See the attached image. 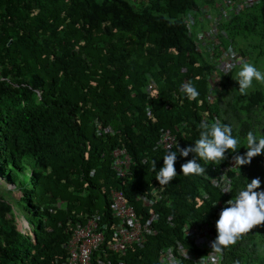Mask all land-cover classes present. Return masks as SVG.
Listing matches in <instances>:
<instances>
[{
	"label": "trees",
	"instance_id": "16d2710c",
	"mask_svg": "<svg viewBox=\"0 0 264 264\" xmlns=\"http://www.w3.org/2000/svg\"><path fill=\"white\" fill-rule=\"evenodd\" d=\"M216 5L218 0H0V175L21 193L16 199L14 190L0 185V264L61 263L68 225L95 211L110 228L116 223L111 190L122 192L136 213L145 210L137 196L161 198L154 208L161 213L157 235L125 258V264H157L158 251L171 241L165 237L168 215L176 223H216L229 196L247 181L260 178L264 190V154L242 167L233 160L246 154L248 131L264 135V116L255 118L260 134L247 116L249 103L263 104L264 95L235 94L234 110L227 111L219 110V98L209 103L199 97V104L180 92L191 81L206 93L210 74L220 76L224 94L239 88L235 74L205 73L204 55L223 50L226 37L232 44L242 42V56L264 57V0L238 1L230 19L219 18L213 37L205 34L207 42L197 51L185 33L186 15L192 18L190 28L203 32L213 26L206 13ZM150 80L159 97L151 102L145 92ZM214 116L231 126L240 140L238 152L217 163L200 161L205 177L183 175L181 164L189 158L178 155L177 176L160 186L153 161L159 171L167 153L152 151L159 130L179 132L183 126L179 147L193 146L201 122L210 124ZM95 119L112 133H103ZM118 148L132 160L124 179L110 168ZM226 166L233 167L227 173L229 195L219 184ZM13 206L32 227L35 242L17 230ZM263 237L264 226L242 234L226 248L225 264H264Z\"/></svg>",
	"mask_w": 264,
	"mask_h": 264
},
{
	"label": "clouds",
	"instance_id": "9594fccd",
	"mask_svg": "<svg viewBox=\"0 0 264 264\" xmlns=\"http://www.w3.org/2000/svg\"><path fill=\"white\" fill-rule=\"evenodd\" d=\"M238 1L242 0H218V5H216L213 9L207 10L206 13L209 15L208 18L213 21V26L209 30L203 28V32L200 30L198 31L191 29V15H186L187 24L185 33L187 36H191L194 39V44H196L197 51H200V49L205 46L207 42L205 39V34L213 37V30L215 27H217V25H219V18L224 17L228 20L230 19V16L232 15L230 14L231 8L236 5ZM234 34L239 36V33ZM223 46L224 49L220 52H213L209 56L204 55L203 59L206 63L204 68L205 73L212 71L213 69H217L219 71V75L223 77L235 74V81L238 83L239 88L237 89L234 85L230 95L229 93L224 94V89L217 80L220 79V76L217 79H213L211 78L210 74L208 80L211 84L206 93L198 91L191 81L183 83L180 87V92L189 101H195L197 99L199 104L202 103V100L199 99V97L205 96L209 103H213L215 102L216 98H219L221 102L219 110H224V108L227 107V111H230L234 110L233 103L237 101L234 96L235 94L238 96H246L250 95V92L252 91H257L264 95V90L257 89L258 86L264 87V57L259 55L242 56L239 53V50L243 48L242 42L238 44H232L227 37L226 43L223 44ZM202 53L201 55H203ZM195 80H199V77H196ZM253 83L255 87H253ZM225 88L228 91L231 89L229 86H226ZM145 92L150 102L159 98L157 97L158 90L156 89V84L153 80L148 82L147 86L145 87ZM217 92L220 94L223 93V95L221 96L217 94ZM253 104L254 101L249 103L247 116L252 123L253 128H256L255 130L258 134H260L261 129H259L255 118L258 116H264V103L252 108ZM146 109L147 115H149V117L152 116V106L150 105V107H146ZM241 117H246L244 111L241 113ZM218 118L219 117L214 116L215 121L210 124L207 122H201L199 126V138L195 141L193 146H188L185 148L179 147L180 140L178 137V134L184 131L183 126L182 128H178L179 132L164 128L159 130L152 151L155 153H167L163 157V166L159 169V171H156V163L153 161V171L156 172L155 179L159 182L160 186L168 185L177 176L175 164L177 162L178 155L184 158H189L186 163L181 164L180 171L183 173V175L189 177H205L207 174L206 166L202 165L200 161L217 163L227 158L226 153L231 152L235 154L238 152L240 149L238 148V144L240 143L239 138L233 136L230 125L222 123L220 120H218ZM93 124L97 125L99 128L101 127L103 133H112V128L110 126L102 127L100 120L98 119H95ZM233 127L235 128V126ZM245 139L247 145L246 154L233 155L234 163L239 165V167L249 165L253 158L264 154L263 134L258 136L254 131L250 130L248 131ZM175 148L176 150L172 151ZM190 153L192 156L189 155ZM112 158L113 161L110 166L111 170L116 173L118 178H126L132 163L131 155H129L125 149L118 148L113 151ZM118 170L123 173V176H120ZM229 170H233V167H223L222 173L220 174L221 178L219 180L221 190L223 191V194L226 195L231 193L230 179L227 175ZM90 174L93 175V172H90ZM13 187H15V185H13ZM260 189V178H254L250 183L247 181L246 185L239 190L238 194L229 196L231 198L226 201L225 206L219 213V219L216 221V223L215 220L206 222L205 220L198 219L192 221L182 219L180 223H176L174 216L172 214L168 215L165 219V229L168 230L165 237L168 236L171 241L166 243L158 251L157 264H161L160 253L171 247H174L175 240H179L181 242V246L184 251H190L196 254L193 260L182 259L179 261V264H225L226 248H228L230 245H234L242 234L250 232L255 227L264 226V190ZM112 193H121L126 202L127 198L120 191L111 190L109 193L108 199L111 209L110 214L116 220V223L111 226V228H114L118 224V220L115 218L112 210ZM136 199L141 201V203L144 205L143 208L145 209L142 213H137L138 216H141L144 220H146L150 219L152 215H154V220L151 222L154 233L147 235L146 241L144 243L130 245L124 255L111 252L107 249L95 251L91 255V264H125V258L129 250H135V248L142 249L147 243L149 237L157 235L159 230L156 228V224L161 218V213H156L154 208L158 202L162 201L161 198L154 200L147 198L146 196L139 195ZM149 201H152V204H150ZM171 203L172 202L167 203L168 208L171 206ZM127 204L131 205L128 202ZM93 216L98 217L99 224H106L110 232L111 228L109 223L103 222L101 215H99L97 211L92 214L86 213L83 216V222H76L74 224L71 223L70 226L68 225L67 233L69 235L67 242L64 244L65 256L62 262L59 264H64L66 262V245L73 233L75 226L77 224H86L88 219ZM21 221H24L26 226L20 230L17 228V230L20 233L29 236L32 241L35 242L36 238L32 227L25 218L21 219L20 222ZM184 226L211 229L214 235V239L211 242V247L201 245L199 242L192 241L187 237L184 238ZM27 231H29V233H27ZM262 239H264V237ZM250 264L256 263L253 262Z\"/></svg>",
	"mask_w": 264,
	"mask_h": 264
},
{
	"label": "built area",
	"instance_id": "2783aa9c",
	"mask_svg": "<svg viewBox=\"0 0 264 264\" xmlns=\"http://www.w3.org/2000/svg\"><path fill=\"white\" fill-rule=\"evenodd\" d=\"M119 171L120 176L123 173ZM112 210L118 224L108 230L106 224H99L98 217L93 216L87 223L77 224L66 245V262L64 264H91L93 252L107 249L111 252L124 255L130 245L142 244L146 236L153 232L150 219L144 220L138 216L134 207L127 204L121 193H112ZM152 204V201H149ZM184 238L199 242L211 247L214 239L213 231L205 228H183ZM179 240H175L174 247L160 253L161 264H179L182 259L193 260L195 253L184 251Z\"/></svg>",
	"mask_w": 264,
	"mask_h": 264
},
{
	"label": "rangeland",
	"instance_id": "374dc122",
	"mask_svg": "<svg viewBox=\"0 0 264 264\" xmlns=\"http://www.w3.org/2000/svg\"><path fill=\"white\" fill-rule=\"evenodd\" d=\"M257 89H258V90H264V87H259V86H258ZM0 185L3 186V187H1V188H2L1 190H3L4 187H6L7 189H10V190H14L13 185H10V183H9L8 181H6L5 178H3L1 175H0ZM17 188H18V190H19V186H18V185H17ZM6 192L9 193V191H6ZM12 196H13L14 198H16V199H19V198L21 197V193H20L19 191H17V190H14L13 193H12ZM6 198H7V197H6ZM7 199H8V198H7ZM9 201L12 202V204H13V201H11V200H9ZM13 210H14L15 212H17V220H16V223H17V228H18V230H20L21 228H23V227H22V226H23L22 222H24V221H21V222H20V220L23 219V218H22L23 215H20L21 211H18V209H16L15 206H13ZM24 223H25V222H24ZM27 233H29V231H27Z\"/></svg>",
	"mask_w": 264,
	"mask_h": 264
},
{
	"label": "bare ground",
	"instance_id": "6f19581e",
	"mask_svg": "<svg viewBox=\"0 0 264 264\" xmlns=\"http://www.w3.org/2000/svg\"><path fill=\"white\" fill-rule=\"evenodd\" d=\"M22 224H23V226H22V227L24 228V227L26 226V223L22 222Z\"/></svg>",
	"mask_w": 264,
	"mask_h": 264
}]
</instances>
